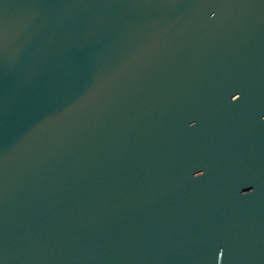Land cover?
<instances>
[{
	"label": "water",
	"instance_id": "1",
	"mask_svg": "<svg viewBox=\"0 0 264 264\" xmlns=\"http://www.w3.org/2000/svg\"><path fill=\"white\" fill-rule=\"evenodd\" d=\"M0 264H264V0H0Z\"/></svg>",
	"mask_w": 264,
	"mask_h": 264
}]
</instances>
